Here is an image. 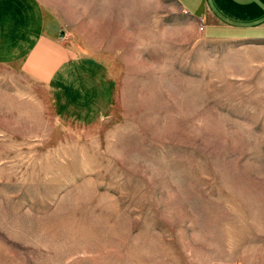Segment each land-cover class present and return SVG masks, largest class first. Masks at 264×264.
Returning a JSON list of instances; mask_svg holds the SVG:
<instances>
[{
    "label": "rangeland",
    "instance_id": "rangeland-1",
    "mask_svg": "<svg viewBox=\"0 0 264 264\" xmlns=\"http://www.w3.org/2000/svg\"><path fill=\"white\" fill-rule=\"evenodd\" d=\"M74 62L0 64V264H264V41L176 0H38Z\"/></svg>",
    "mask_w": 264,
    "mask_h": 264
},
{
    "label": "crops",
    "instance_id": "crops-1",
    "mask_svg": "<svg viewBox=\"0 0 264 264\" xmlns=\"http://www.w3.org/2000/svg\"><path fill=\"white\" fill-rule=\"evenodd\" d=\"M213 41H264V0H176ZM61 23L38 0H0V64H23L39 78L63 76L74 62Z\"/></svg>",
    "mask_w": 264,
    "mask_h": 264
},
{
    "label": "built area",
    "instance_id": "built-area-1",
    "mask_svg": "<svg viewBox=\"0 0 264 264\" xmlns=\"http://www.w3.org/2000/svg\"><path fill=\"white\" fill-rule=\"evenodd\" d=\"M202 28H203V26H202V25H200V30H202Z\"/></svg>",
    "mask_w": 264,
    "mask_h": 264
}]
</instances>
